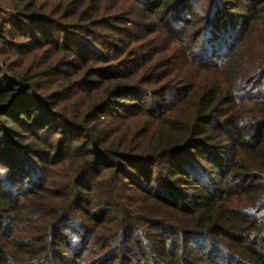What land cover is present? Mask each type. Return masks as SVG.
<instances>
[{"label": "trees", "instance_id": "obj_1", "mask_svg": "<svg viewBox=\"0 0 264 264\" xmlns=\"http://www.w3.org/2000/svg\"><path fill=\"white\" fill-rule=\"evenodd\" d=\"M0 264H264V0H0Z\"/></svg>", "mask_w": 264, "mask_h": 264}]
</instances>
